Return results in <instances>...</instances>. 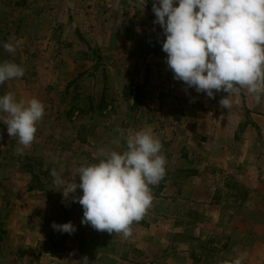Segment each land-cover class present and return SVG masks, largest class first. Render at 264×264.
<instances>
[{"label":"rangeland","instance_id":"rangeland-1","mask_svg":"<svg viewBox=\"0 0 264 264\" xmlns=\"http://www.w3.org/2000/svg\"><path fill=\"white\" fill-rule=\"evenodd\" d=\"M152 7L0 0V62L24 68L0 95L44 105L23 154L0 122V264H232L240 253L264 264V97L241 89L226 110L223 91L209 98L175 80ZM145 127L166 158L150 209L129 238L81 224L82 206L62 198L51 171L68 179L100 149H125L117 129ZM67 222L74 233L52 227Z\"/></svg>","mask_w":264,"mask_h":264},{"label":"clouds","instance_id":"clouds-1","mask_svg":"<svg viewBox=\"0 0 264 264\" xmlns=\"http://www.w3.org/2000/svg\"><path fill=\"white\" fill-rule=\"evenodd\" d=\"M152 11L154 24L163 30L162 51L175 80L209 98L223 91L227 95L219 104L226 110L239 103L241 89L257 104L261 102L264 0H153ZM19 43H5L3 47L11 53ZM23 76L22 66L0 62V84ZM43 115L44 105L36 98L25 102L17 101L12 92L0 95V122L7 125L10 137H18L22 147L17 148V154H23L33 143ZM117 132L125 140L123 151L100 149L95 163L79 166L68 179L55 169L50 174L62 198L82 206L81 224L129 238L132 224L139 222L152 205L151 186L165 177L166 158L161 141L150 127ZM113 143L119 145V139ZM77 189L81 190L79 196ZM52 227L61 233L76 231L71 222L53 223ZM245 259L246 253H240L232 264H243ZM80 261L89 264L86 256Z\"/></svg>","mask_w":264,"mask_h":264},{"label":"crops","instance_id":"crops-1","mask_svg":"<svg viewBox=\"0 0 264 264\" xmlns=\"http://www.w3.org/2000/svg\"><path fill=\"white\" fill-rule=\"evenodd\" d=\"M27 6V5H26ZM28 7V6H27ZM27 7H25V8H27ZM8 253H10V252H8Z\"/></svg>","mask_w":264,"mask_h":264}]
</instances>
